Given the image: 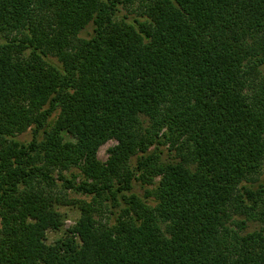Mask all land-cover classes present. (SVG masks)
<instances>
[{
  "label": "trees",
  "instance_id": "16d2710c",
  "mask_svg": "<svg viewBox=\"0 0 264 264\" xmlns=\"http://www.w3.org/2000/svg\"><path fill=\"white\" fill-rule=\"evenodd\" d=\"M263 163L264 0H0V264H264Z\"/></svg>",
  "mask_w": 264,
  "mask_h": 264
},
{
  "label": "rangeland",
  "instance_id": "374dc122",
  "mask_svg": "<svg viewBox=\"0 0 264 264\" xmlns=\"http://www.w3.org/2000/svg\"><path fill=\"white\" fill-rule=\"evenodd\" d=\"M132 8H134L135 11L138 10L139 9L138 3L133 4ZM122 12L127 13L126 10H123ZM130 14H133V12H130ZM88 30H90L89 27L87 28L85 33L88 32ZM56 115H57V113H54L53 118H55ZM17 138L23 142L29 141L31 138L30 129H27L23 133L18 134ZM115 143H116V140L109 139L105 143L100 145L97 152H96V158L100 162H105L107 157H108L107 149L109 147L113 146ZM159 148L162 151L161 158L163 160H169V159L173 158L174 151L170 148L169 144L162 145ZM132 162H135V157H133ZM71 171L73 173L79 172L78 169L72 168V170L66 171L64 173L66 175L70 176ZM261 171H262V174L264 175V163L262 165ZM52 175L55 178V186L53 188V192L56 191L60 195L59 197H62L61 198L62 200L60 201V204L57 207H58L59 211H61L65 215V221H64V225L60 231H48L47 242H51L52 240H54L55 238H57L58 236L63 234L65 229L74 225L75 220L79 217V214H80L78 208L76 207V205H77L76 203L79 200H86V201L91 200L90 197H88V196H85V195L80 194V193H75L72 190L64 188L63 187V181L59 178H56L58 175L57 171H54L52 173ZM76 180H79V177L76 178ZM134 188L140 195H143L144 189L142 187L140 188L138 185H135ZM107 205H108V203H107ZM99 210H100V212L97 214L96 217L102 218L103 221H105V220L110 221L113 218V214L110 212L109 206L102 207V209H99ZM255 226H256L255 224L250 223L248 230L253 229Z\"/></svg>",
  "mask_w": 264,
  "mask_h": 264
}]
</instances>
